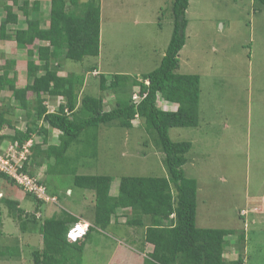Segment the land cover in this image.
<instances>
[{
	"label": "rangeland",
	"instance_id": "obj_1",
	"mask_svg": "<svg viewBox=\"0 0 264 264\" xmlns=\"http://www.w3.org/2000/svg\"><path fill=\"white\" fill-rule=\"evenodd\" d=\"M88 1L81 0L82 3ZM6 2L0 0L2 4ZM41 2L45 26L49 5H45L48 3L45 0ZM99 2V57H87L83 62L64 59L60 75L69 72L81 75L85 85L80 96H103L108 111L128 97L130 89L137 93L139 87H133V82L160 65L174 29V0ZM22 5L19 0L14 7L20 18L15 27H8L10 32L27 27L23 8L19 9ZM5 16L4 9L0 8V22ZM187 19L186 43L179 53L178 73L198 75L201 79L200 120L198 127L172 128L169 134L175 142L192 144L183 169L188 179L197 182L196 225L233 231L225 237L228 260L242 256L244 264H264V11L257 9L251 0H190ZM42 44L37 41L34 48ZM26 54L16 43L0 42V75L7 60L15 58L18 63L9 71L11 78L17 75L19 87L28 84ZM93 67L97 70L92 71ZM96 71L108 79V85L115 74L124 75L118 89L121 87L126 92L122 89L119 93L101 92L100 76ZM62 102L63 99L58 98L46 105L55 111ZM160 102V108L167 111L177 109L176 104ZM8 107L13 109L15 102L10 92L3 91L0 108ZM24 115V111L13 109L7 118L15 128L24 130ZM2 133L12 136L14 130L5 125ZM58 135V131L51 130L49 144H56ZM156 140V133L148 130L142 120L135 121L133 129L103 125L98 134V157L78 158L76 146L70 150L69 157L73 169L80 175L113 177L112 194H117L124 176L167 175L165 156ZM42 141L43 138H34L35 144ZM10 145L11 142L6 141L1 149L7 151ZM30 170L35 178L43 180L46 166ZM50 183H53L52 189L63 190L59 199L50 202V210L45 205L42 212V209L37 210L35 200L27 197L32 205L29 213L35 215L37 212L36 218L40 215L43 222L50 217L52 208L56 212L71 210L81 223L87 221L84 228L90 227L94 217L90 203L93 193L72 187L71 179L58 175L57 179L52 176ZM70 186L74 192L68 197L64 189ZM19 189L0 177V200L20 196L23 191ZM0 208L4 223L0 228V234L3 233L0 264H34L33 253L39 249L40 233L22 232L1 201ZM124 212L130 214L129 210ZM118 221L120 225L106 231H93L86 244L83 264H144L148 257L143 256L148 245L142 243L145 230L127 226L122 217ZM141 247L145 249L143 252Z\"/></svg>",
	"mask_w": 264,
	"mask_h": 264
},
{
	"label": "trees",
	"instance_id": "obj_2",
	"mask_svg": "<svg viewBox=\"0 0 264 264\" xmlns=\"http://www.w3.org/2000/svg\"><path fill=\"white\" fill-rule=\"evenodd\" d=\"M21 1L23 5L19 9L23 8L26 29L13 32L8 29L18 24L20 16L14 10L19 0H7L5 4L0 3L6 13L0 22V40L14 41L19 50L26 51L28 84L19 87L17 75L10 77L9 70L17 64L15 59H10L0 75V93H11V100L15 102L13 109L25 112L26 127L24 130L15 128L7 118L13 109L0 108V151L6 141L11 144L19 142L23 146L32 140L33 145L20 172L35 177L31 167L46 166L45 176L38 185L45 186L51 199H59L60 193L54 192L53 183H50L52 176L57 179V175L71 179L72 187L92 192L94 197L93 222L84 238L77 242L69 240L68 233L81 221L70 212L63 209L41 222L35 216L37 212L27 214L17 200H0L22 232L29 230V225L39 229L43 248L33 253L34 264H83L86 244L93 231L102 232L120 225L118 220L121 217L127 226L145 230L142 243L152 245L153 249L144 264H244L242 256L234 260L225 257V237L233 231L197 227V182L188 179L183 169L192 144L175 142L169 134L172 128L198 127L200 120L201 79L198 75L178 73L179 53L186 43L190 0H174V29L160 65L133 82V87H139L137 93L130 89L129 96L108 111L103 96H80L85 85L81 75L74 72L60 75L64 59L83 62L87 57H99V0L83 3L81 0H49L48 27H43L41 0ZM251 1L257 9L264 11V0ZM37 41L46 45L34 48ZM94 70L96 67L92 68ZM96 73L100 76L101 92L125 90L118 89L124 75L115 74V80L108 85V79ZM134 95L138 98L135 99ZM58 98L63 99L62 104L55 111L49 110L47 102ZM160 99L164 103L176 104L177 109L167 111L160 108ZM137 120H142L146 128L157 135L156 145L165 156V177L124 176L117 194L113 195V177L80 175L73 169L69 157L73 146L77 147L78 158L98 157V134L103 125L133 129ZM5 125L13 128L12 136L2 133ZM51 130L59 133L56 144H49ZM36 136L43 138L42 143H34ZM92 148L93 151H88ZM0 177L19 187L25 197L34 199L37 210L50 204L26 192L9 175L0 172ZM72 187L70 189L74 192ZM54 196H58L57 199ZM127 210L130 214L124 212ZM2 248L0 241V257H3Z\"/></svg>",
	"mask_w": 264,
	"mask_h": 264
},
{
	"label": "built area",
	"instance_id": "obj_3",
	"mask_svg": "<svg viewBox=\"0 0 264 264\" xmlns=\"http://www.w3.org/2000/svg\"><path fill=\"white\" fill-rule=\"evenodd\" d=\"M138 97L136 96L135 99ZM33 145V141L26 142L23 146L19 142L12 143L7 151L1 149L0 151V172L9 175L19 185H21L26 192L33 194L40 200L46 202H54L55 199H51L47 195L45 186L38 185L41 180L30 176L29 174L20 172L23 169L24 163L27 160V155L30 153V148ZM38 218L40 215L37 216ZM81 227L76 224L68 233V238L71 241H77L81 236Z\"/></svg>",
	"mask_w": 264,
	"mask_h": 264
},
{
	"label": "crops",
	"instance_id": "obj_4",
	"mask_svg": "<svg viewBox=\"0 0 264 264\" xmlns=\"http://www.w3.org/2000/svg\"><path fill=\"white\" fill-rule=\"evenodd\" d=\"M45 2H48L47 4L45 3V5L46 6H48L49 5V0H45ZM41 8H42V10H43V5L41 6ZM49 8H50V5H49ZM43 27H48V25L46 26H43ZM24 29H26V28H24ZM0 42H4V43H8V44H12V43H15L14 41H2V40H0ZM45 44V43H44ZM44 44H42V46L44 45ZM46 45V44H45ZM13 59V58H12ZM15 59V58H14ZM16 60V59H15ZM17 61V60H16ZM17 63H18V61H17ZM23 87V86H22ZM160 101H162V100H160ZM167 104H170V103H167ZM175 105V104H174ZM57 133V131H54V133ZM53 139V138H52ZM54 192H58V193H63V190H58V189H52ZM67 193H69V194H67L68 195V197H71V195H73V191L69 188V187H65V189H64ZM68 191H71V194H70V192H68ZM20 196H16L15 198H13L14 200H17L18 202H19V204H20V208L21 209H23V210H26L25 212L26 213H29L30 211H28V210H30V209H32V205H31V203L29 202V201H27V197H25L24 195H22V194H19ZM113 195H114V193H113ZM56 199H57V197L58 196H54ZM93 197V196H92ZM32 199V198H31ZM29 200V199H28ZM34 200V199H33ZM58 200V199H57ZM94 197L92 198V202L90 201V203H91V205H94ZM24 204H26L27 205V207L24 209ZM45 205H48V209H49V204H45ZM45 205H43L42 207H40V208H38V211H41V209H42V212L44 211V206ZM37 206V205H36ZM36 210V209H35ZM50 210V209H49ZM65 210V209H64ZM66 211H68V212H70L71 210H66ZM46 213V212H45ZM60 212H56V209H54V208H52V211H51V214H50V217L51 216H53L54 214H59ZM47 214V213H46ZM73 215V214H72ZM50 217H48V218H50ZM76 217V216H75ZM41 218V217H40ZM11 219V218H10ZM12 220V219H11ZM80 220V219H79ZM84 221V220H83ZM85 222V221H84ZM86 223H87V221H86ZM86 223H84V224H86ZM90 224H92V223H90ZM2 225L4 226V223L2 222ZM29 230H27L26 232H35V233H37V232H39L40 233V231H38L37 229H34L32 226H28L27 227ZM21 230V229H20ZM5 231V230H4ZM2 233V232H1ZM3 234V233H2ZM40 236H41V241L40 242H38V244H39V246H38V250H42V248H43V237H42V235H41V233H40ZM150 247H152V245H147V250H146V252H144L143 253V256H147L151 251H152V249H153V247L150 249ZM145 250V249H144ZM143 250V251H144ZM142 251V252H143ZM147 253V254H146Z\"/></svg>",
	"mask_w": 264,
	"mask_h": 264
},
{
	"label": "clouds",
	"instance_id": "obj_5",
	"mask_svg": "<svg viewBox=\"0 0 264 264\" xmlns=\"http://www.w3.org/2000/svg\"><path fill=\"white\" fill-rule=\"evenodd\" d=\"M95 74H97L96 72H95ZM137 96V95H136ZM135 96V97H136ZM134 97V98H135ZM161 100V99H160ZM80 226H82L81 227V230H82V232H81V236H80V238H78V240L77 241H79V240H82L83 238H84V236L86 235V233H87V231H88V228H89V226H87L86 228H84L83 226L84 225H86V224H84V223H78ZM74 228V227H73ZM77 241H72V242H77Z\"/></svg>",
	"mask_w": 264,
	"mask_h": 264
}]
</instances>
